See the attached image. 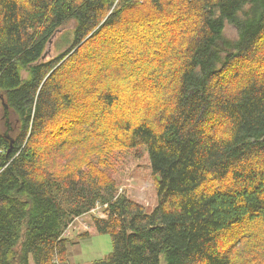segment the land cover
<instances>
[{
	"label": "trees",
	"instance_id": "obj_1",
	"mask_svg": "<svg viewBox=\"0 0 264 264\" xmlns=\"http://www.w3.org/2000/svg\"><path fill=\"white\" fill-rule=\"evenodd\" d=\"M97 207L92 264H264V0H0V264H67Z\"/></svg>",
	"mask_w": 264,
	"mask_h": 264
},
{
	"label": "rangeland",
	"instance_id": "obj_2",
	"mask_svg": "<svg viewBox=\"0 0 264 264\" xmlns=\"http://www.w3.org/2000/svg\"><path fill=\"white\" fill-rule=\"evenodd\" d=\"M225 35L231 40L238 37L237 29L232 24H227ZM63 46L61 39H56L50 44L46 55H55L59 48ZM149 159L143 157L138 160H129L119 174L121 193L129 198L143 204L147 212H151L157 204L158 195L156 182L151 174ZM107 204L102 205L106 207ZM102 208L93 210L85 215L76 218V221L66 231V237L72 238L68 243L67 264H92L95 260L104 258L112 250V243L109 234H100L93 224L94 217H104ZM89 232L87 236H81ZM88 234V233H87Z\"/></svg>",
	"mask_w": 264,
	"mask_h": 264
},
{
	"label": "built area",
	"instance_id": "obj_3",
	"mask_svg": "<svg viewBox=\"0 0 264 264\" xmlns=\"http://www.w3.org/2000/svg\"><path fill=\"white\" fill-rule=\"evenodd\" d=\"M97 209H99V207H97V208H95V209H93V210H97ZM92 210V211H93ZM76 220H74L71 224H70V227H72V225L74 224V222H75Z\"/></svg>",
	"mask_w": 264,
	"mask_h": 264
},
{
	"label": "water",
	"instance_id": "obj_4",
	"mask_svg": "<svg viewBox=\"0 0 264 264\" xmlns=\"http://www.w3.org/2000/svg\"><path fill=\"white\" fill-rule=\"evenodd\" d=\"M45 56H46V54H45Z\"/></svg>",
	"mask_w": 264,
	"mask_h": 264
}]
</instances>
